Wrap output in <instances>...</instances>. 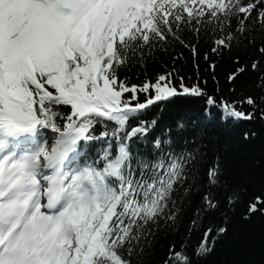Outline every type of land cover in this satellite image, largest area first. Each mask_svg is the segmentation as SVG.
Here are the masks:
<instances>
[{"label":"snow or ice","instance_id":"obj_1","mask_svg":"<svg viewBox=\"0 0 264 264\" xmlns=\"http://www.w3.org/2000/svg\"><path fill=\"white\" fill-rule=\"evenodd\" d=\"M202 35L213 54L247 43L264 57V0H0V264H139L153 229L179 218L175 196L191 195L201 160L198 149L164 151L159 139L155 156L134 158L130 142L149 127L130 121L181 96L204 98L227 120L264 121V74L260 94L240 100L208 92L199 76L186 82L175 66L183 52L173 53L197 54ZM157 52L172 67L132 83L124 70ZM260 63L253 72L264 73ZM99 139L108 147L90 160ZM220 176L219 165L207 170L213 187ZM200 195L197 216L220 207L209 191ZM256 214L264 191L250 194L243 219ZM226 234L207 229L191 255L172 244L161 264H194Z\"/></svg>","mask_w":264,"mask_h":264},{"label":"trees","instance_id":"obj_2","mask_svg":"<svg viewBox=\"0 0 264 264\" xmlns=\"http://www.w3.org/2000/svg\"><path fill=\"white\" fill-rule=\"evenodd\" d=\"M193 44L197 45V54L190 49H176L173 53L180 56V52H183L175 66L181 69L187 83L195 84L199 76L201 84L205 79L208 81V92L230 100L260 94L257 85L259 76L264 73L253 72L250 65L258 60L264 69V57L255 47L245 43L234 46L231 52L213 54L211 39L206 35H202L198 42L194 39ZM210 64L216 65L215 79ZM245 65L248 70L240 74L234 83L230 82L229 75ZM171 67L169 53L157 52L145 61L133 62L124 70V74L132 83L139 84L163 74ZM139 99L143 102L145 94H141ZM142 122L147 123L149 131L147 135L138 134L131 140L134 158L155 156L154 142L159 139L166 142L164 151L198 149L201 162L192 180L196 187L191 195L178 192L175 196L179 218L174 223L162 221L158 230L153 229L139 264H161L172 244L177 247L183 244L191 255L207 229L211 228L215 234L220 227H227V234L216 235L214 250L194 260V264H264V215L256 214L248 220L243 219L250 194L264 191V121L227 120L217 108L206 109L204 98L181 96L171 102L154 103L131 120L130 126ZM102 130V127H98L97 135ZM245 133H249L248 139L244 138ZM105 147H108V141L93 142L87 150L88 159H97L98 150ZM215 165H219L221 176L220 183L213 187L209 184L207 170ZM205 191L219 199L220 207L209 215L197 216L202 202L200 194ZM233 191L244 195L235 206H229L226 197ZM193 219L196 226L190 231Z\"/></svg>","mask_w":264,"mask_h":264}]
</instances>
